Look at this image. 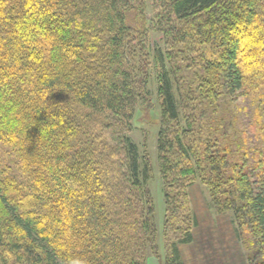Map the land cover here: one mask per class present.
<instances>
[{
  "label": "trees",
  "instance_id": "16d2710c",
  "mask_svg": "<svg viewBox=\"0 0 264 264\" xmlns=\"http://www.w3.org/2000/svg\"><path fill=\"white\" fill-rule=\"evenodd\" d=\"M152 86L162 247L130 135ZM219 95L257 105L250 147L219 146ZM196 182L264 264V0H0V264H184Z\"/></svg>",
  "mask_w": 264,
  "mask_h": 264
},
{
  "label": "rangeland",
  "instance_id": "374dc122",
  "mask_svg": "<svg viewBox=\"0 0 264 264\" xmlns=\"http://www.w3.org/2000/svg\"><path fill=\"white\" fill-rule=\"evenodd\" d=\"M162 39L160 33L151 31L150 44L153 50L163 47ZM151 89L153 93L151 108L143 106L137 109L138 114L130 135L140 150L147 152L153 166L149 188L154 200V220L158 230L157 242L162 247L163 194L155 143L158 101L153 86ZM255 106L257 105L254 102L251 103L248 98L242 96L233 100L224 98L222 95L217 97L216 108L212 109V123L218 130L215 131V135L219 139L220 147L226 144V138L242 142L244 138L251 137L245 143L246 147L255 143L249 130ZM235 147L236 145H232L234 152H236ZM232 159L239 158L233 156ZM232 162L239 163V160ZM188 190L196 225L193 228L192 241L179 245L184 264H247L245 253L253 257L257 251L249 245L244 234L240 240L238 239L232 214L215 212L210 206L207 189L202 184L196 182ZM261 258L262 256L258 255V260ZM146 264H159V262L153 255L148 254Z\"/></svg>",
  "mask_w": 264,
  "mask_h": 264
}]
</instances>
